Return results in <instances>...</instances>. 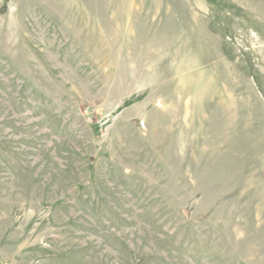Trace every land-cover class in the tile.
I'll return each instance as SVG.
<instances>
[{
  "label": "rangeland",
  "instance_id": "rangeland-1",
  "mask_svg": "<svg viewBox=\"0 0 264 264\" xmlns=\"http://www.w3.org/2000/svg\"><path fill=\"white\" fill-rule=\"evenodd\" d=\"M0 264H264V0H0Z\"/></svg>",
  "mask_w": 264,
  "mask_h": 264
}]
</instances>
